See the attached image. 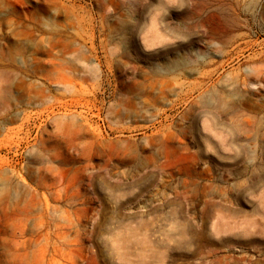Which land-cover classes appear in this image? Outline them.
Wrapping results in <instances>:
<instances>
[{"label": "rangeland", "instance_id": "1", "mask_svg": "<svg viewBox=\"0 0 264 264\" xmlns=\"http://www.w3.org/2000/svg\"><path fill=\"white\" fill-rule=\"evenodd\" d=\"M0 264H264V0H0Z\"/></svg>", "mask_w": 264, "mask_h": 264}, {"label": "bare ground", "instance_id": "2", "mask_svg": "<svg viewBox=\"0 0 264 264\" xmlns=\"http://www.w3.org/2000/svg\"><path fill=\"white\" fill-rule=\"evenodd\" d=\"M8 89V88H7ZM116 187V186H115ZM124 246V245H123Z\"/></svg>", "mask_w": 264, "mask_h": 264}]
</instances>
